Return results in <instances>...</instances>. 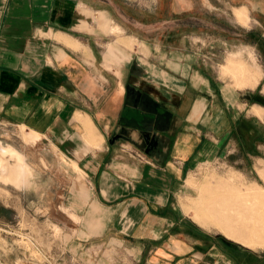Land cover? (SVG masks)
Masks as SVG:
<instances>
[{
  "label": "crops",
  "instance_id": "0c3cea01",
  "mask_svg": "<svg viewBox=\"0 0 264 264\" xmlns=\"http://www.w3.org/2000/svg\"><path fill=\"white\" fill-rule=\"evenodd\" d=\"M97 3L0 0V125L21 126L28 142L44 135L84 173L72 202L82 215L77 264H264V247L249 246L262 244L258 218L245 221L225 199L202 210L224 223L228 234L218 233L195 216L200 188L184 202L197 166L225 158L234 142L244 148L229 141L240 120L230 112L234 88L222 93L195 65L183 86L141 60L118 78L103 63L122 56L120 41L101 54L96 33L83 28L95 20L123 31L80 7Z\"/></svg>",
  "mask_w": 264,
  "mask_h": 264
},
{
  "label": "rangeland",
  "instance_id": "374dc122",
  "mask_svg": "<svg viewBox=\"0 0 264 264\" xmlns=\"http://www.w3.org/2000/svg\"><path fill=\"white\" fill-rule=\"evenodd\" d=\"M95 2H98V8L80 7L95 14L104 12L123 31L107 32L95 20H84L83 28L96 33L101 54H105L108 45L120 41L122 56L117 57V61L103 63L118 78L130 73L135 62L141 60L151 66L155 64L167 79L180 80L183 86L188 81L184 74L190 73L195 65L210 76L218 90L234 88L228 103L230 112L238 114L240 120L237 132H231L229 141L243 140L244 148L234 142L226 160L217 157L197 166L188 181L193 186L191 194L184 202L190 203L200 188L201 196L193 200L197 210L195 216L204 224L217 226L211 229L220 233L223 229L219 226L224 223L206 214L204 216L208 217L205 218L202 210L218 208L217 204L229 199L227 204L238 207L245 221L250 217L258 218L257 229L262 244L249 246L262 250L264 0ZM100 68L101 73L106 72L105 67ZM110 77L114 78V75ZM216 97H221V91L220 94L217 91ZM254 106H259L257 113L261 116L253 111ZM20 128L18 125H0V141L23 153L32 168L30 187L0 184V264H18L20 260L32 264H77L75 240L82 215L77 216L73 211L75 205L72 202H75V188L82 190L79 177L86 185L85 175L58 145L45 139L44 135L39 141L28 142ZM215 192H222L224 196L212 200L209 195L204 198V194ZM222 198L224 200L220 201ZM239 230L242 231L240 236L249 231L247 227ZM224 232L228 234L226 230Z\"/></svg>",
  "mask_w": 264,
  "mask_h": 264
},
{
  "label": "bare ground",
  "instance_id": "6f19581e",
  "mask_svg": "<svg viewBox=\"0 0 264 264\" xmlns=\"http://www.w3.org/2000/svg\"><path fill=\"white\" fill-rule=\"evenodd\" d=\"M3 148L0 145V184L18 188L30 187L32 185V168L28 164L26 156L20 152L15 153L17 151L12 146ZM18 264L32 263L20 260Z\"/></svg>",
  "mask_w": 264,
  "mask_h": 264
}]
</instances>
